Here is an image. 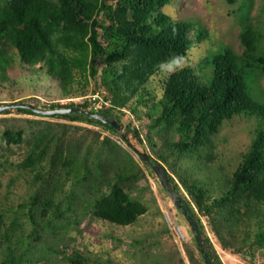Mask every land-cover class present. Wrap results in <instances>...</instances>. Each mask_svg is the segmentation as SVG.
<instances>
[{
  "label": "trees",
  "instance_id": "obj_1",
  "mask_svg": "<svg viewBox=\"0 0 264 264\" xmlns=\"http://www.w3.org/2000/svg\"><path fill=\"white\" fill-rule=\"evenodd\" d=\"M248 1L242 0L237 9L241 51L224 44L197 62H189L190 50L208 39L210 32L198 19L172 18L164 11L171 0H0V79H8L13 65L38 66L69 92L76 82L73 73L83 75L77 84L85 87L87 72L93 80L91 93L103 87L109 94H102L109 100L102 108L94 107L98 98L40 106L19 99L0 104L5 107L0 114L14 110L98 124L132 148L129 138L145 146L130 116L125 123L122 117L127 111L137 120L145 116V137L153 154L135 148L136 154L173 201L152 167L159 165L167 187L178 197L180 207L173 202L199 256L196 261L185 244L189 261L224 264L209 233L221 248L236 254L246 251L252 257L257 248L264 247V94L260 87L264 80V2L261 19L255 21ZM173 55L183 56L185 67L161 76L158 89L151 87L148 82L160 71L157 66ZM132 98L135 101L128 106ZM236 118L249 123V141L243 151L230 156L231 162L222 149L227 141L223 129L231 128ZM43 134L38 130L24 159L16 164L34 171L30 183L43 175L40 167L46 150L38 148ZM1 135L6 143L18 144L23 130L5 128ZM111 143L108 137L100 141L96 158L103 150L111 151ZM60 154L57 150L49 158L54 171L74 164V156L60 160ZM98 166L97 173H91L86 163L81 173L66 171L73 184L67 190L53 174L60 184H53L45 201L47 221L50 216L69 213L75 227L87 216L126 226L146 212V205L126 187L138 174L123 171L121 165L111 175L100 160ZM78 200L80 206L73 205ZM5 210L0 207V229ZM202 217L207 218L209 230ZM1 237L8 239L6 230ZM11 262L10 256L0 264ZM64 264L92 263L73 250Z\"/></svg>",
  "mask_w": 264,
  "mask_h": 264
},
{
  "label": "rangeland",
  "instance_id": "obj_2",
  "mask_svg": "<svg viewBox=\"0 0 264 264\" xmlns=\"http://www.w3.org/2000/svg\"><path fill=\"white\" fill-rule=\"evenodd\" d=\"M241 1L236 0L231 4L226 0H171L165 6L164 11L172 18L198 19L210 32L208 39L195 44L190 50L189 62H197L213 47L224 44L236 52L241 51L238 39L241 25L237 19ZM248 2L251 18L255 21L261 19L264 0ZM258 24L257 22L256 25ZM24 66L13 65L8 72V79H0V104L19 99L39 106L55 101L69 102L68 99L81 102L91 99L96 93L98 97L107 93L103 87L98 88L95 94L91 93L93 80L87 72L88 82L85 87L77 84L84 79H81L83 75L80 77L79 72L75 71L73 76L76 82L69 92H65L58 80L47 75L43 69ZM164 74L166 73L160 70L153 75L149 79V85L158 89V80ZM95 77L99 80L98 75ZM260 87L264 94V80L260 81ZM134 101L132 98L128 106ZM126 115L122 117L124 123L126 117L130 116L140 131L145 148L134 138H129L134 146L132 148L116 133L98 124L21 114L14 110L0 114V207L6 208L0 229V263L11 256L12 262L9 264H64L67 263V256L76 250L87 256L92 264H192L187 257L185 244L196 261H199L186 222L179 215L174 202L163 192L159 180L148 171L136 154V149L153 154L145 137L148 134V121L145 116L137 120L130 111ZM248 126L247 121L236 118L231 128L227 127L229 130L223 129L227 141L222 149L229 155L231 162L233 160L230 156L237 155L246 148L249 141ZM5 128L22 129V141L18 144L6 143L1 135ZM38 130L44 131L42 143L38 147L46 150L40 167L43 175L36 182L30 183L34 171L17 167L16 164L24 159ZM46 137L50 138L49 142H46ZM106 137L112 141V150H103L100 157L96 158L100 151L99 143ZM154 139L159 143L157 137L154 136ZM57 150L61 151L60 160L63 157H75L71 168L60 167L55 169L57 171L51 169L49 158ZM99 160L106 169L109 167L111 175L121 165L123 171L138 174V178L135 181L129 180L126 187L134 198L146 205V212L133 224L126 226L113 225L87 216L75 227L69 213L59 218L50 216L47 221L45 201L49 198V190L53 189V184L58 183L53 174L56 173L58 181L62 182V188L67 190L73 184L67 178L66 171L81 173L86 163L91 173H97ZM223 162L228 164V160ZM231 168L229 165V171ZM73 205L80 206V200ZM202 220L209 230L207 218L202 217ZM249 228L253 229L254 226ZM5 230L8 239L1 237ZM209 235L224 264H264V247L257 248L252 257L246 251L236 254L221 248L210 233Z\"/></svg>",
  "mask_w": 264,
  "mask_h": 264
},
{
  "label": "clouds",
  "instance_id": "obj_3",
  "mask_svg": "<svg viewBox=\"0 0 264 264\" xmlns=\"http://www.w3.org/2000/svg\"><path fill=\"white\" fill-rule=\"evenodd\" d=\"M185 58L180 55H173L166 61L161 62L157 67L167 76L175 74L177 71L182 70L185 67ZM104 97V96H103ZM70 101V99H68ZM107 103L104 106L109 105V100H105ZM101 107V108H102Z\"/></svg>",
  "mask_w": 264,
  "mask_h": 264
},
{
  "label": "water",
  "instance_id": "obj_4",
  "mask_svg": "<svg viewBox=\"0 0 264 264\" xmlns=\"http://www.w3.org/2000/svg\"><path fill=\"white\" fill-rule=\"evenodd\" d=\"M5 107L3 106H0V110L3 109ZM156 175L159 177L161 183H163V185L165 186L167 192L169 193V195L172 197L173 201L178 205V207H180L179 203H178V197L177 195L174 193V192H171L170 189L167 187L166 183H165V180H164V174L163 172L161 171V168L159 167V165H152Z\"/></svg>",
  "mask_w": 264,
  "mask_h": 264
},
{
  "label": "built area",
  "instance_id": "obj_5",
  "mask_svg": "<svg viewBox=\"0 0 264 264\" xmlns=\"http://www.w3.org/2000/svg\"><path fill=\"white\" fill-rule=\"evenodd\" d=\"M95 94V93H94ZM95 98H98V101H96L94 103V107L95 108H101L103 105H105L107 102L103 99V96L102 97H98V93H96V95H93L91 97V99L89 100H92V99H95Z\"/></svg>",
  "mask_w": 264,
  "mask_h": 264
}]
</instances>
